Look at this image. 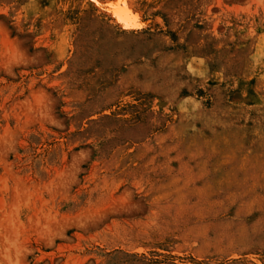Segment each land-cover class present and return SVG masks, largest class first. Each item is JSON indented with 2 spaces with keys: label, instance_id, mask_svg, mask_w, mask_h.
Segmentation results:
<instances>
[{
  "label": "rangeland",
  "instance_id": "obj_1",
  "mask_svg": "<svg viewBox=\"0 0 264 264\" xmlns=\"http://www.w3.org/2000/svg\"><path fill=\"white\" fill-rule=\"evenodd\" d=\"M0 264H264V0H0Z\"/></svg>",
  "mask_w": 264,
  "mask_h": 264
},
{
  "label": "bare ground",
  "instance_id": "obj_2",
  "mask_svg": "<svg viewBox=\"0 0 264 264\" xmlns=\"http://www.w3.org/2000/svg\"><path fill=\"white\" fill-rule=\"evenodd\" d=\"M119 8V7H118ZM125 11V10H124ZM133 18V17H132ZM127 25V24H126Z\"/></svg>",
  "mask_w": 264,
  "mask_h": 264
}]
</instances>
